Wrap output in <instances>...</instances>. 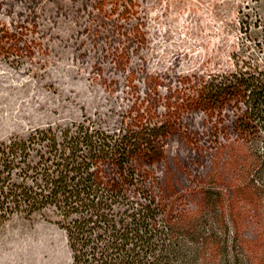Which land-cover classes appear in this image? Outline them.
<instances>
[{
    "label": "rangeland",
    "instance_id": "1",
    "mask_svg": "<svg viewBox=\"0 0 264 264\" xmlns=\"http://www.w3.org/2000/svg\"><path fill=\"white\" fill-rule=\"evenodd\" d=\"M252 64L264 68V0H0V142L82 122L116 136L163 126L162 156L134 161L146 185L264 264V130H243L241 99L194 103ZM59 219L11 216L0 264H72Z\"/></svg>",
    "mask_w": 264,
    "mask_h": 264
},
{
    "label": "trees",
    "instance_id": "2",
    "mask_svg": "<svg viewBox=\"0 0 264 264\" xmlns=\"http://www.w3.org/2000/svg\"><path fill=\"white\" fill-rule=\"evenodd\" d=\"M232 98L247 107L241 127L257 136L264 130V68L252 64L212 79L194 103L214 108ZM159 129L141 120L116 136L82 122L1 141L0 225L15 214L30 218L53 209L72 264H254L235 243L206 231L203 215L173 214L170 201L146 185L153 173L134 161L152 164L162 156L153 138ZM105 162L115 166L117 181H110Z\"/></svg>",
    "mask_w": 264,
    "mask_h": 264
}]
</instances>
